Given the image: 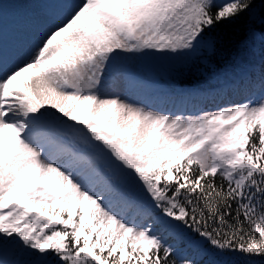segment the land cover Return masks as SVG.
<instances>
[{"label": "snow or ice", "instance_id": "6c2138e0", "mask_svg": "<svg viewBox=\"0 0 264 264\" xmlns=\"http://www.w3.org/2000/svg\"><path fill=\"white\" fill-rule=\"evenodd\" d=\"M41 2L0 53V264H264V0ZM226 53L247 70L215 111L132 99L138 62Z\"/></svg>", "mask_w": 264, "mask_h": 264}, {"label": "rangeland", "instance_id": "374dc122", "mask_svg": "<svg viewBox=\"0 0 264 264\" xmlns=\"http://www.w3.org/2000/svg\"><path fill=\"white\" fill-rule=\"evenodd\" d=\"M59 8L58 4L41 2V0H0V53L3 57L9 60L25 52L36 37L50 26L49 17L57 13ZM256 63L259 64L258 51ZM246 70V65L223 67L199 84L198 88L183 89L190 95L183 94L182 103L179 97L164 98L157 102L147 101L148 92H140L132 99L140 102L141 106L148 105L166 114L198 115L205 111H215L218 107L227 105L229 101L238 98L231 89L227 90V88L230 81ZM216 80H218L216 83H212ZM160 89L168 90L169 95L175 94L170 91L173 89L171 85H162ZM173 90L176 91V89Z\"/></svg>", "mask_w": 264, "mask_h": 264}, {"label": "trees", "instance_id": "16d2710c", "mask_svg": "<svg viewBox=\"0 0 264 264\" xmlns=\"http://www.w3.org/2000/svg\"><path fill=\"white\" fill-rule=\"evenodd\" d=\"M230 60L226 53L224 58L216 62L215 70L222 68ZM185 61L183 59H148L136 63L135 70L139 71L145 79L161 78L164 81L173 83L175 85L193 86L202 81L210 73L214 72L212 69L204 68L202 65L194 66L193 69L187 73L183 71ZM199 68L200 70H197Z\"/></svg>", "mask_w": 264, "mask_h": 264}, {"label": "bare ground", "instance_id": "6f19581e", "mask_svg": "<svg viewBox=\"0 0 264 264\" xmlns=\"http://www.w3.org/2000/svg\"><path fill=\"white\" fill-rule=\"evenodd\" d=\"M231 74V73H230ZM221 78H224L223 76H221ZM225 80H227V79H225ZM218 80H216V81H214V82H212V83H216Z\"/></svg>", "mask_w": 264, "mask_h": 264}]
</instances>
